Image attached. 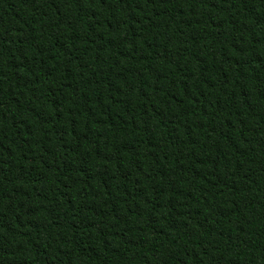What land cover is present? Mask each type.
<instances>
[{
  "label": "trees",
  "instance_id": "16d2710c",
  "mask_svg": "<svg viewBox=\"0 0 264 264\" xmlns=\"http://www.w3.org/2000/svg\"><path fill=\"white\" fill-rule=\"evenodd\" d=\"M0 264H264V0H0Z\"/></svg>",
  "mask_w": 264,
  "mask_h": 264
}]
</instances>
